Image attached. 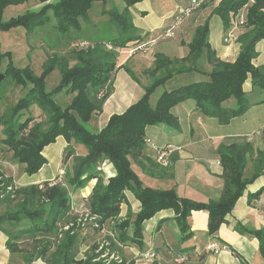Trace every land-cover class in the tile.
<instances>
[{"label":"trees","instance_id":"1","mask_svg":"<svg viewBox=\"0 0 264 264\" xmlns=\"http://www.w3.org/2000/svg\"><path fill=\"white\" fill-rule=\"evenodd\" d=\"M27 1L0 0V13L8 6ZM48 1L38 0L45 5L37 13H25L0 22V31L7 32L19 27L31 31L53 21L52 29L59 36L64 49L63 52L46 53L39 76L28 68L13 67L9 54L0 53V60L6 58L8 61L5 79H10L16 86L30 87L23 98L0 115V159L5 154L10 155L13 162L24 166L26 176H32L46 163L41 155L43 149L61 137L68 144L61 161L66 172L61 181L56 178L39 185L15 188L13 180L0 169V206L8 209L0 214V232L6 237L5 249L9 254L20 256L24 264H32L36 260L44 264H103L93 261L97 257L94 254L96 246L79 258L77 237L82 217L87 215L93 219L92 225L96 226L93 232H103L109 227L108 237L114 236L122 245L135 244L142 249V223L162 210L174 211L179 243L191 236L187 218L192 211L207 213V234L214 236L246 187L264 174V139L262 147L255 151L245 142L218 147L223 188L217 201L206 203L180 197L173 189L144 187L131 169L130 161L137 162L143 154L147 145L146 127L163 125L176 131L179 129L177 118L170 112L177 104L192 100L197 114L226 125L233 118L242 116L250 107L243 91L248 79L252 90L264 92V65L255 67L252 64L257 56L256 44L264 40V0H216L218 3L212 14L221 19L225 31L236 14L245 11L244 32L240 30L237 37L240 51L235 61L229 63L216 58L207 42L206 25L197 28L187 45L188 56L170 59L156 54L153 67L144 73L150 82L143 87L141 99L122 114L111 116L98 133L87 131L83 125L101 113L113 92L118 50L125 48L128 53L144 44L143 38L135 35L129 18V8L143 0H122L124 9L121 13L114 9L103 12L102 15H107L116 27L117 36L90 42L84 40L82 23H89L88 11L92 3L103 0H59L55 4H48ZM48 13H51V18ZM82 43L85 47H76ZM203 52L211 66L206 74L208 81L163 92L155 105L151 106L150 97L165 81L177 74L198 72L188 65L189 59L197 58ZM123 69L137 82L136 75L129 67L124 66ZM54 70L59 73V86L52 92H46L44 78ZM62 90L71 95L69 105L64 109L53 101V97ZM231 101L233 105L229 104ZM34 110L39 112L36 118L33 116ZM22 111L27 113V117ZM71 142L82 145L87 154L77 155ZM155 156L156 151L153 160L156 164ZM104 160L112 164L116 173L106 184L97 171ZM174 160L171 154L170 163ZM249 163H252V173L246 178L245 169ZM92 179L96 180V184L91 194L82 208L74 212L70 191L83 189ZM8 188L11 190L8 191ZM124 192L133 195L140 203V210L133 217L128 212L126 220L116 222L112 228L109 224L117 218L121 204L126 203ZM262 194L264 187L249 194L248 201L258 200ZM129 226L132 227L131 235L128 234ZM233 230L255 238L260 255L264 257V227L255 230L237 223ZM113 248L119 254L120 246Z\"/></svg>","mask_w":264,"mask_h":264},{"label":"crops","instance_id":"2","mask_svg":"<svg viewBox=\"0 0 264 264\" xmlns=\"http://www.w3.org/2000/svg\"><path fill=\"white\" fill-rule=\"evenodd\" d=\"M58 1L50 0L47 3L55 4ZM190 1L143 0L129 8V18L135 29V35L143 38L142 43H149V45L143 51L135 52L131 56L125 48L118 50L116 69L113 74V92L106 100L101 113L94 115L90 124L83 125L87 131L98 133L105 127L111 116L122 114L141 99L144 94L143 87L150 82L144 73L153 67L156 54H162L170 59L186 58L188 56L187 45L199 27L206 25L207 42L216 58L229 63L235 61L240 46L238 43L225 42L222 21L212 14V10L218 3L216 0H206L190 15L182 18L172 37H165L164 31L180 12L189 7ZM44 5L45 3L41 4L38 0H28L21 5L8 6L0 13V22H7L25 13H37ZM112 9L121 13L124 9L123 1L103 0L92 3L88 13L89 23H82L86 31L84 36L92 34L89 40L117 36L116 27L112 25L107 15H102L103 12ZM48 17L51 18V13H48ZM52 24L48 22L44 27L34 28L29 32L24 31L25 39L19 36V42L30 40L33 36L40 40L38 48L43 49L42 63L46 60V53L52 52L50 43L58 39L52 29ZM13 31L14 29L7 32L0 31V39L6 40L2 44L6 51L10 49L11 44L8 41ZM241 32H244V29H241ZM56 49L58 50L56 52L64 51L60 39ZM255 51L257 56L252 64L255 67L263 66L264 40L256 44ZM188 65L195 67L198 72L177 74L165 81L150 97L151 106L155 105L163 92L208 81L206 74L210 72L211 66L206 61L205 52L197 58L189 59ZM124 66L129 67L136 75L137 82L128 76L123 69ZM243 91L250 107L242 116L233 118L226 125H220L216 119L200 116L195 112V103L192 100H186L174 106L170 111L178 120L179 129L177 131L163 125L146 127V141L156 149L166 146L173 147L172 154L175 160L167 168L155 164L153 162L155 150L146 145L141 158L137 162L130 161L131 169L142 185L154 190L173 189L178 196L195 202L217 201L223 188L218 147L233 142H245L249 143L255 151L262 147V139H264V92L252 90L249 79L244 83ZM229 104L233 105V102ZM67 145L63 138L58 137L53 144L45 147L41 155L46 163L32 176H26L23 173L24 166L13 162L10 155H8V160L7 158L0 159V169L6 177L13 180L15 188L52 181L60 177L61 171L66 172L61 161ZM70 145L73 146L77 155L87 154V150L82 145L73 142ZM99 173L104 184L116 174L108 161H103ZM251 173L252 163H249L245 169V177H249ZM95 184L96 180L92 179L83 189L70 191V203L74 212L82 208ZM262 187H264V174H260L246 187L232 211L224 217V222L214 236L207 234V213L192 211L187 218L191 236L183 243H179L180 234L175 222L174 211L162 210L142 223L143 248L139 249L135 244H126L120 247L119 253L125 264L131 262L137 264V259L141 255L150 252L155 255L152 264H178L175 262L177 257H184L185 264H264V257L259 252L258 241L233 230L237 223L255 230L264 227V194L258 200L248 201V195ZM124 196L126 203L121 204L116 220L126 219L128 212L134 216L140 210V203L130 192H124ZM129 221L131 222L132 218ZM131 233L132 227L129 226L128 234L131 235ZM85 238L79 239L80 246ZM5 242L6 237L1 242L3 243L1 251L5 256L2 264H8L9 259L17 256L8 254ZM212 243L218 245V252L213 253L208 250ZM32 264L44 263L36 260Z\"/></svg>","mask_w":264,"mask_h":264},{"label":"rangeland","instance_id":"3","mask_svg":"<svg viewBox=\"0 0 264 264\" xmlns=\"http://www.w3.org/2000/svg\"><path fill=\"white\" fill-rule=\"evenodd\" d=\"M89 11H88V13H89ZM48 22L53 23V21H48ZM47 23H44L43 25H41L37 28L44 27V26H46L45 24H47ZM52 27H53V24H52ZM24 31H26V30L22 27L14 29L13 34L10 35V39L8 41V42H10L11 46H10V49H7V51L2 47V44L6 40L1 38L0 39V53H2V54L8 53L9 54L10 61H11V64L13 67H15L17 69L28 68L35 76H39L42 72L41 67H42L43 63H42L41 58L43 57V49L38 48V43L40 40L35 38V36H33L32 39H30V40H23V41L19 42V36L24 37V39H25ZM56 36L58 37V39L56 41H54L53 43L52 42L50 43V44H52L50 47V49H51L50 51H52V52L58 51L57 49L55 50V48L58 46L59 36L57 34H56ZM90 36H92V34L86 35V37L84 36V40L87 42H90L89 41ZM34 43H35V45H33ZM232 43H237V39L235 42H232ZM7 63H8V61L6 60V58L0 60V75L3 76V79L0 82V115L4 113V111L7 109V107L15 104L19 99L23 98L30 89L29 86H24V87L16 86L10 79H5V77H6L5 76V74H6L5 68L7 67ZM59 82H60V77H59L58 71L54 70V71L50 72L44 78L45 90L47 92L54 91L59 86ZM254 91L258 92V90H256V89ZM69 99H70V94L67 93L65 90H62L60 93H58L57 95H55L53 97V101L59 107H61L63 109L69 105ZM34 111L35 112H34L33 116L36 118L37 116H35V115L38 114L39 112L36 110H34ZM23 113L25 114L24 116L27 117V113L26 112H23ZM89 122L87 124H90ZM88 126H91V125H88ZM4 158H7V160H8V155L5 154L3 159ZM104 161H107V160H104ZM102 163L97 168L98 172L100 171V166L102 167ZM60 173L65 174V172H63V171H61ZM5 210H8V209H6L4 206H0V214L5 212ZM125 220L126 219L123 220L122 218H118V220L114 219L111 221L109 226L113 228V225H115L116 222H123ZM92 223H93V219L90 218V216L82 217V219L79 223L80 225H79L78 241H79V239H81V237L82 238L86 237L85 240L83 241L82 245L79 247L80 253H81L79 257H81L84 253L88 252L89 249H91L93 246H96L94 254L97 255V257L95 259H93L94 262L95 261H101L103 264H125L120 253L118 254L117 251L113 248L116 245H118L120 247H122L124 245L120 244L115 239L114 236L108 237L106 235V234L110 235L109 227L106 228V230H103V232H101L102 230L101 231L99 230L98 232H93L92 229H95L94 227H96V226L92 225ZM86 224H88V226L84 227ZM4 237H5L4 234L2 232H0V252H1L0 253V264L3 263L2 261L5 257L4 253L1 251V248L3 246V243L1 244V242H2ZM106 237H108V238H106ZM152 253L153 252L144 253L143 255H141L137 259V264H152L154 257L151 260L147 258ZM117 255L120 257L121 262L116 261ZM149 260H150V262H148ZM8 264H24V263L22 261V258L17 255L16 257L14 256L11 259H9Z\"/></svg>","mask_w":264,"mask_h":264},{"label":"built area","instance_id":"4","mask_svg":"<svg viewBox=\"0 0 264 264\" xmlns=\"http://www.w3.org/2000/svg\"><path fill=\"white\" fill-rule=\"evenodd\" d=\"M204 2H206V0H191L189 7L186 8L185 10H183L182 12H180V14L177 15L173 19L171 25L168 27V29H166V31L164 33L165 37H172L174 30L178 27L182 18L184 16L190 15V13L193 10L198 8ZM244 25H245V11L243 10V11H240L239 13H237L235 18L229 23V27H228L227 31H225V42L228 44L235 42L239 33H240V30L242 29V27ZM147 45H149V43L141 44V45L137 46L136 48L129 51L128 55L131 56L135 52L143 51L144 49H146ZM76 47H85V44L82 43V44H80V46H76ZM107 48L110 49V47H107ZM146 144L156 151V156H155L156 164L163 167V168H167L170 165V156L173 153L174 149L170 146H166V147L161 148V149H156L151 145V143H148V141H146ZM63 175H64L63 173H60V177H58V181H61ZM7 190L10 191L11 189L8 188ZM208 250H210L213 253H216V252H218V245L216 243H212L208 247ZM154 256L155 255L152 253L147 258L151 260ZM150 260L148 262H150ZM116 261L121 262V259L118 255H117ZM185 261H186V259L184 257H177V259L175 260V262L178 264H185Z\"/></svg>","mask_w":264,"mask_h":264},{"label":"water","instance_id":"5","mask_svg":"<svg viewBox=\"0 0 264 264\" xmlns=\"http://www.w3.org/2000/svg\"><path fill=\"white\" fill-rule=\"evenodd\" d=\"M3 79V76L2 75H0V82H1V80Z\"/></svg>","mask_w":264,"mask_h":264}]
</instances>
